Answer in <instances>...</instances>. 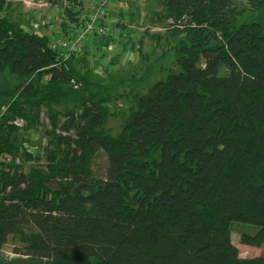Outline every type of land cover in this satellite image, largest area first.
<instances>
[{
    "label": "trees",
    "instance_id": "16d2710c",
    "mask_svg": "<svg viewBox=\"0 0 264 264\" xmlns=\"http://www.w3.org/2000/svg\"><path fill=\"white\" fill-rule=\"evenodd\" d=\"M156 1L151 22L181 25L166 31L175 68L145 92L115 93L122 80L94 76L87 51L63 60L0 0V74L20 80L0 91V264H264L231 239L242 222L261 226L264 242V28L239 20L243 4L256 11L264 0ZM138 50L147 61L155 49ZM120 98L128 113L114 135L104 125ZM42 113L43 148L28 137ZM99 150L104 178L92 168Z\"/></svg>",
    "mask_w": 264,
    "mask_h": 264
},
{
    "label": "rangeland",
    "instance_id": "374dc122",
    "mask_svg": "<svg viewBox=\"0 0 264 264\" xmlns=\"http://www.w3.org/2000/svg\"><path fill=\"white\" fill-rule=\"evenodd\" d=\"M41 1H45L47 4L42 5L40 3ZM81 3L87 5L89 0H81ZM52 4L59 5L61 2L58 0H11V5L8 7L7 11L10 15V18L18 19L27 30L44 33L49 37H54V40H56L57 38L55 37L62 35L60 30L62 29L63 25L61 22L64 21L65 25H67V23H71V21L63 18L62 12L59 13L58 11H55L51 6ZM106 4L105 10L109 12L115 11L116 15L119 18L121 17L122 21L125 22L126 25H129L132 21H135L134 18L137 17L139 20L138 22L143 29V31H141L143 33L142 37L144 39V41L142 40V43L146 46V49H149L148 51L151 52L153 49L155 50L151 53V56L147 61H144V59L142 60L140 55L137 60L138 62L135 64H132V60L129 59L128 63L130 65L127 67V70L126 72L124 71V73H122L123 71H114L116 69V65L119 63H111L108 66V72L110 74H106L103 69L99 67L101 64L97 61L103 60L106 63L108 61L110 63L112 58L118 56L124 51V47L121 43H117V46L110 44V54H108L109 58H101L98 55H102L101 49L105 47L103 45V40L106 41L107 37H98L96 40H94V44H96L99 48L98 52L95 51L91 45L86 46V48L89 49L87 53V59L91 60L90 67L93 69V75L95 76L96 73H101L102 77L110 82L122 80V82L116 87L115 93L129 91L145 92L154 82L163 80L167 76L168 72L175 68L174 62L177 58V40H173L166 34L167 29L165 30L163 25H167V22L166 24L160 20L151 22V15L155 11H159L160 8L156 0H107ZM136 6L140 7L138 8L140 12H143L142 15L139 12H135ZM242 6L246 8V11L239 18V20L242 21L248 16H252L256 20H260L264 28V7L256 11H251L249 10L248 4H243ZM157 7L158 9H156ZM132 16H134L133 19ZM108 19L111 20V18ZM105 24L107 30H109V28H111V22L109 23L108 20H105ZM126 25H124L125 27L123 26L124 28L118 26L123 34H126L130 30ZM156 33L162 35L160 42H157L155 37H151L152 34ZM139 42L141 43V41ZM84 49L83 51L79 50L78 53H84L86 51ZM132 52H134V50H132ZM93 58L96 61H94ZM110 76L112 77L110 78ZM19 81L20 80L16 75L10 74L8 71L1 73L0 91L12 87ZM70 85H72L73 88L80 87L79 84L74 86L73 83H70ZM0 102L5 103L7 102V99L5 97H0ZM127 102L128 101L124 100V98H120L112 102V107L116 109L117 113L115 115H111L108 118L104 128L114 135L121 130V126L127 116ZM41 120V126H39L37 130L31 131L28 137L30 139L31 145L43 148V146L47 143L48 130L50 127L48 124V119L45 117L44 113L41 115ZM20 132H22V130H20ZM15 161L18 162V159ZM107 162L106 155L102 150H99L92 167L97 178H104ZM25 168L28 169L29 165H26ZM54 185V183L51 184V186ZM260 230L261 226L257 225H250L242 222H233L231 224V239L232 242L237 246L240 257H254L260 255L264 256V242L260 240ZM243 233L252 236L255 240V244L251 245L241 243L240 238ZM19 245L20 244H17L14 241V238L10 239L3 246V251L8 256H14L16 255L14 252V247Z\"/></svg>",
    "mask_w": 264,
    "mask_h": 264
},
{
    "label": "built area",
    "instance_id": "2783aa9c",
    "mask_svg": "<svg viewBox=\"0 0 264 264\" xmlns=\"http://www.w3.org/2000/svg\"><path fill=\"white\" fill-rule=\"evenodd\" d=\"M61 4H52V8L59 13H63V18L66 20H70L71 23H67L65 29H59L62 32V35L54 40V37L50 36L51 41L49 42V47L57 50L59 52L60 57L65 60L68 59L71 55L78 53V51L86 50L88 52L89 49L86 48L87 45H91V47L98 52V46L94 44V40L98 37L104 38L107 37L109 40V48L110 44L113 46H117V43H121L124 47V51L117 56L119 57V61L116 65V69L120 68V65L123 68H126L130 65L128 60H132V64L137 63L139 57L138 47L140 44L139 38L143 34L142 26H140L138 21H132L129 25H126L125 22L122 21V18L117 17L118 19L111 20V28L107 30L104 16H106L105 6L107 0H89L87 5H75L72 7V0H58ZM42 5H46L45 1L40 2ZM75 8L78 12L75 15V20L69 19L67 13H65V9ZM123 22L124 25L129 27V31L126 34L121 32V29L118 28V21ZM168 26L163 25L165 30L175 27H181L179 22H175L174 20H167ZM24 26V25H23ZM25 27V26H24ZM125 27V26H124ZM122 27V28H124ZM159 29V28H158ZM134 31V32H133ZM133 32V33H132ZM132 33V34H131ZM144 41V39H143ZM115 44V45H114ZM135 46V47H134ZM109 48L103 47L101 49V53L106 55L109 58L110 50ZM134 50V52H132ZM142 50L147 51L146 46L142 43ZM95 58V57H94ZM93 58L94 61H96ZM101 65L100 68L106 67V62L103 60L97 61ZM74 86L77 84L74 81H71ZM14 123L20 127L23 126L24 121L22 119H16ZM1 160V158H0Z\"/></svg>",
    "mask_w": 264,
    "mask_h": 264
},
{
    "label": "crops",
    "instance_id": "0c3cea01",
    "mask_svg": "<svg viewBox=\"0 0 264 264\" xmlns=\"http://www.w3.org/2000/svg\"><path fill=\"white\" fill-rule=\"evenodd\" d=\"M138 7H139V6H138ZM138 7L136 6V11H135V12H136V13L139 12V13L142 15L143 12H140V10H139L140 7H139V8H138ZM156 9H158V7H157ZM156 9H155V10H156ZM144 14H145V13H144ZM117 17H118V16L116 15V12H115V11H114V12H113V11H110V12H109V11H106V16H105V18H104V21H105V20H106V21L108 20L109 23H110L111 20H112L113 18H114V19H118ZM108 18H111V20H109Z\"/></svg>",
    "mask_w": 264,
    "mask_h": 264
}]
</instances>
